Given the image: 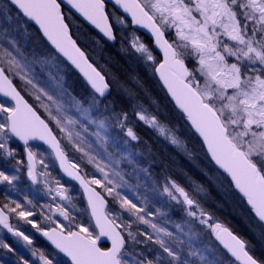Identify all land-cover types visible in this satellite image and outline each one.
Segmentation results:
<instances>
[{"label":"snow or ice","instance_id":"1","mask_svg":"<svg viewBox=\"0 0 264 264\" xmlns=\"http://www.w3.org/2000/svg\"><path fill=\"white\" fill-rule=\"evenodd\" d=\"M108 2L128 14L133 25L150 33L151 45L134 35L131 48L158 75L175 105L202 138L211 159L230 176L235 188L264 222V0ZM62 6L68 7L67 13ZM73 10L108 40L116 39L106 0H0V15L12 19L10 14L14 11L26 24L38 26L55 51L75 65L94 90L88 100L73 98L76 114L71 115L34 75V64H50L55 56L51 60H28L14 40L9 41L10 47L0 45V158L15 160L17 151L11 144L22 142L28 177L33 184H42L54 202L44 206L49 214L40 213L43 223L30 219L35 213L15 200L0 202V225L31 245L32 239L9 222L14 214L46 237L55 251L32 249L39 264H197V258L202 264H212L205 256L207 246L200 247L201 233L193 230L191 222L176 224L174 234L149 219L155 213L148 208L147 199L136 196L144 205L141 207L120 191L126 189L135 195V188L118 166L124 159L130 164L135 162L137 153L131 141H138L139 137L130 125L128 112H116L103 104L101 98L109 85L70 34ZM111 15L117 24L126 26L125 16ZM14 78L23 82L24 90L37 106L21 94L13 84ZM132 111L139 121L156 129L173 145L183 147L177 136L143 105H133ZM115 129L120 132L113 135ZM31 141H43L63 172L79 182L91 210L87 222L77 219L68 189L50 176L48 164L42 154L38 158ZM110 146L118 151H109ZM73 151L81 154L80 163L69 161L68 153ZM22 163L16 160L13 167ZM38 164L42 171L37 170ZM83 164L93 166V178L88 179V173L81 174ZM140 171L148 173L147 168ZM95 173H99V178ZM18 179L17 175L0 170V184L13 185ZM177 193L187 205V216L206 225L237 261L264 264L249 255L245 241L228 228L210 223V215L197 201L166 178L159 194L180 202ZM108 197L118 208L109 207ZM57 198L60 202H56ZM27 203L33 204L32 200ZM156 213L164 215L160 209ZM133 225H137L136 230ZM138 225L147 226L151 233L140 231ZM149 241L158 246L154 259L144 252L137 258L133 254L135 247ZM0 247L12 251L2 242ZM61 253L67 260L60 258ZM21 264L30 261L21 257Z\"/></svg>","mask_w":264,"mask_h":264},{"label":"rangeland","instance_id":"2","mask_svg":"<svg viewBox=\"0 0 264 264\" xmlns=\"http://www.w3.org/2000/svg\"><path fill=\"white\" fill-rule=\"evenodd\" d=\"M3 2H6V0H3ZM112 13H115L116 16L120 15L115 10L110 11V18L116 30L118 44L113 49H110L108 48V44H106L107 41L98 36L95 38L90 37V41L93 48L97 51L95 54V56L98 55L97 58L103 56L105 52L108 57L114 56L118 60L115 65L114 62L111 63L109 61V58L108 61H98L101 63V68L106 72L109 83L112 85V95L103 100V104L116 112H128L130 125L139 137L138 141H131V144L135 146L133 150L137 153L135 162L130 164L127 159H124L121 160L118 166V170L122 172L128 184L135 188V195L126 189H121L120 191L122 194L128 195L129 198L133 199L141 207L144 205L140 200H136V196H140L141 200L147 199L148 208L155 213L149 219L153 223L166 227L174 234L177 233L176 224L183 226L185 221L191 222L193 230L201 233L200 240L202 243L200 247L207 246L208 251L205 253V256L212 264H236L219 247L215 235L206 225H201L198 218L194 219L187 216V205L183 204V197H179L177 193L180 201L177 202L170 200L166 195L159 194L162 192L166 178L175 181L185 189L190 198L197 201L205 213L210 215V223H220L223 226L235 227L242 233L251 250L258 253L259 256H264L263 224L257 221L244 199L240 194L236 193L229 179L214 166L197 135L189 128L188 123L185 122L183 114L176 111L172 101H169L166 91H164L153 71L139 58V54L135 53V50L131 48L130 41L134 35L147 44L148 41L137 30L131 28L130 22L127 19L126 26L117 24L111 15ZM10 15L12 19L0 15V45L10 47L9 41L14 40L28 60L36 59L39 61L42 58L51 60V57L55 56L56 59L50 64L42 66L38 62L33 65L35 78L46 86L53 96L64 103L69 114L75 115L73 98L79 101L88 100L93 94L92 91L47 46L40 33L37 32L31 23L26 24L22 17L16 16L14 11ZM120 63H124L123 68L120 67ZM13 80L26 97L30 99L31 103L37 106V102L24 90L22 86L23 82L19 81L18 78H14ZM26 87L30 88V86ZM61 87L63 94H61ZM138 104L143 105L150 114L157 117L162 125L167 126L182 142L183 147L173 145L170 140L161 136L156 129L145 124L143 121H139L132 111L133 105ZM84 106L86 107L87 105L85 104ZM51 126L55 133L59 135L55 126ZM89 127L91 130L92 126L90 125ZM118 132L120 130L115 129L113 135ZM121 136H123L122 133ZM124 138L127 139V137ZM33 146V150L38 153V158L41 154L43 155L45 163L48 164L47 171L50 173V176L58 179L68 189V195L72 197V203L76 206L74 214L77 219L87 222L90 214L81 190H78L73 182L66 180L62 176L51 151L40 145L34 144ZM109 151L117 152L118 150L110 146ZM80 155V153L74 151L68 153L71 162L75 163H80ZM116 158L119 159V155ZM23 161L19 165L27 169V163L24 159ZM142 168H147L148 173L140 171ZM8 170H10V175H17L19 177L18 180L14 181L18 184V187H21L17 192L18 198L15 201L22 204L26 210L35 213L30 219L43 223V217L40 213L49 214L47 208L44 206L54 203L51 200V196L45 194L42 184L33 187L29 183L30 181L27 182L26 176L21 175V172H18L19 170L17 171V168L9 167ZM42 170V166L38 164V171ZM93 172L94 168L92 165H82L81 173H88V179L93 178ZM95 176L99 178V173H95ZM28 200H32L33 204H28ZM108 200L110 208H118V205L113 204L111 197H108ZM56 202H60L58 198ZM156 209H160L164 215L156 213ZM13 218L22 222L14 214ZM23 222L25 221L23 220ZM18 227L20 228V226ZM138 227L140 231L147 230L151 233V229L145 225H138ZM136 228L137 225H133V230H136ZM19 231L28 235L32 239V244L28 245L19 236L11 242H6V235L0 229V242L12 248V251H9L8 248L0 247V264H18V262L21 264V257L29 260L30 264H39L38 259L32 256V249H40L46 253L54 252L44 243L39 240L37 241L32 231L28 229L26 231L19 229ZM149 248L152 249L151 252L148 251ZM157 250L158 246L152 244L150 241L147 244L137 245L134 251L131 248L129 249V251H133V254L137 258H139L138 254L140 252H144L149 259H154ZM60 258L64 259L62 256ZM197 264H202L198 258Z\"/></svg>","mask_w":264,"mask_h":264},{"label":"water","instance_id":"3","mask_svg":"<svg viewBox=\"0 0 264 264\" xmlns=\"http://www.w3.org/2000/svg\"><path fill=\"white\" fill-rule=\"evenodd\" d=\"M109 5L112 6V7H114V8L117 10V12H118L119 14L125 16L126 19H128V20L131 22V17L128 16V14L123 13V10H122V9H120L118 6H115L113 3L108 2V0H106V11H107V12H108V10H109V8H108ZM64 8H65L66 10H69L67 6H62V10H63V11H64ZM73 14L75 15V17H76L78 20L82 21L86 26H88L89 28L95 30V31H96V32H97V33H98L103 39L109 41L111 44H114V43L117 42L116 39H115L114 41H110V40H108L106 37L103 36L102 33H100V31H99L98 29H96L93 25H91L90 23H88L87 21H85L82 17L79 16V14L75 13L74 10H73ZM109 22H110V23L112 24V26H113V23H112V20L110 19V17H109ZM32 24L35 26V28L37 29L38 33L41 34V36H42L43 40L45 41V43H47L48 46H49V47H50L55 53H57V52L55 51V49L53 48V46L50 44V42L47 41V39L43 36L42 32L38 29V26H36L34 23H32ZM131 27L134 28V29H136V30H138L140 33H142L143 35L147 36L148 38H150V39L152 40L151 35H150V33L147 31V29H143V28H141V27L138 26V25H133L132 23H131ZM113 33H114V35H115V29H114V28H113ZM70 34L72 35L73 39L75 40L74 35H73L71 29H70ZM115 36H116V35H115ZM76 43H77V46L81 49V51H83V52L85 53V55H86V57H87V59H88V62H89L90 64H92V66H93L94 68H96V70L99 71V72L101 73V75L104 76V78H105V82L108 83L107 77L104 75V73L100 71V69L96 66L95 63L91 62V60H90V58H89L87 52H85V51L79 46L78 42H76ZM57 54H58V56H59L61 59H63V61H64L65 63H67V64L70 66V68H71L72 70H74V71H75V72H76V73L82 78L83 81H85L86 84H88V86L90 87V89H91L92 92L94 93V90L91 88V85L88 83L87 78L84 76V74H83L78 68H76L75 65H73L70 61H68L66 57H63V56H62L61 54H59V53H57ZM156 77H157V79L159 80V77H158L157 74H156ZM160 82H161V81H160ZM13 84H14V83H13ZM161 84H162V82H161ZM14 85H15V84H14ZM108 85H109V88H108V91H107L105 97H104V98H101V99H103V100L106 99L107 97H109V96L111 95L112 87H111L110 83H108ZM162 86H163V84H162ZM17 89H18V88H17ZM163 89H164V91H166V93H167V90H166V88H164V86H163ZM21 94H22V93H21ZM167 96H168L169 100L172 101V103L174 104V106H175V108L177 109V111H179V112L182 114V112H181V111L178 109V107L175 105V102L172 100L171 96H170L168 93H167ZM25 98H26V97H25ZM184 117H185V116H184ZM185 121L189 124L191 130L195 132V130L191 127L190 122H188V121L186 120V118H185ZM195 133H196V132H195ZM196 135H197V137L199 138L200 142H202V144H203V146L205 147V150H206V152H207V147H206V145H204L202 138L199 137L198 133H196ZM18 142L21 143V144L23 145L22 142H20V141H18ZM34 143L41 144V145H43V146H46L48 149H50L46 144L43 143V141H31V142H30V144H34ZM50 150H51V149H50ZM207 153H208V152H207ZM208 154H209V153H208ZM53 156H54V155H53ZM209 157H210V159H211V155H210V154H209ZM54 160H56L55 157H54ZM26 161H27V154H26ZM56 161H57V160H56ZM69 161H70V159H69ZM70 162H71V161H70ZM211 162L215 165V167H217V169H218L221 173H223L224 175H226V177L229 178L230 182H231V183L233 184V186H234V189H235L236 193H237V194H240L241 197L245 200V203H246V204L248 205V207L251 209L252 214H254V216L256 217V219L258 220V222H259L260 224H263V225H264V222L260 221L259 218L255 215V212L252 210L251 206L247 203V200H246L245 197H243V194L240 193L239 190L235 188V185H234V183L231 181L230 176H228V174L225 173V172L223 171V169H220L219 166L216 165L215 162H214L212 159H211ZM57 165H58V168H59V170L61 171V173L64 175V177H65L67 180L69 179V180L73 181V182L78 186V188H80V190H82L84 200H85L86 203H87V196L85 195V193H84L83 189L81 188L79 182H78V181H75V180H73V179H71L70 177H68V176L63 172V170H62V169L60 168V166H59V161H57ZM81 174H82V173H81ZM82 175H83V174H82ZM31 182H32V181H31ZM87 206H88V203H87ZM88 211H91L89 207H88ZM9 222L11 223V217L9 218ZM0 226H1L5 231H7L9 234L14 235L12 232H9L7 228L3 227V225H0ZM224 227H226V226H224ZM226 228H228L229 231H231L233 235H235V236H237L239 239L243 240L242 237L238 236V235H237V234H236V233H235L230 227H226ZM34 230H35V229H34ZM35 232H36V230H35ZM36 234H37V235H40V237H42V238L47 242L48 245H51L50 242L47 240L46 237H44L43 235H41V234L38 233V232H36ZM243 241H244V240H243ZM217 243H218L219 247H221V248L224 250V252L229 256V258H232L237 264H241V262H240V261H237L236 258L232 255V253L229 252L228 249L225 248L224 245H223L219 240H217ZM245 250L248 251V246L246 245V242H245ZM248 253H249V251H248ZM61 255H63V254L61 253ZM249 255H251V254L249 253ZM253 258L256 259L255 257H253ZM256 260H257V259H256ZM257 261H258V260H257Z\"/></svg>","mask_w":264,"mask_h":264},{"label":"flooded vegetation","instance_id":"4","mask_svg":"<svg viewBox=\"0 0 264 264\" xmlns=\"http://www.w3.org/2000/svg\"><path fill=\"white\" fill-rule=\"evenodd\" d=\"M14 83H15L16 87H18V85H17V83L15 81H14ZM18 88L20 89V87H18ZM11 146L13 148H15L16 151H17V155L15 157V160H13L11 158H9L8 160H5L4 158H0V170H3V171L6 172V174H9L10 175V172H9L10 170H8L9 167L18 168L19 169L18 172H21V175L26 176L27 182H29L30 180H29V177L27 175V169H25V167L22 168V167H20V165H16L15 167H13V165H15V163H16V160L23 161V159H24L26 161V153L24 151V146L21 143H19L18 141L13 142L11 144ZM26 163H27V161H26ZM37 170H38V165H37ZM29 183H31V185L33 187L38 186V184L34 185V184H32V182H29ZM20 188L21 187H18V184L15 183V182L13 183V185H8L6 183L5 184H0V202H5L6 203L9 200H15L16 198H18V193L17 192H18V190H20ZM12 206L14 207V205H12ZM17 221H19V220L14 219L13 218V215H12L11 216V224L14 226V228H16L18 230L20 229V230H23V231H26L27 229L30 230V231H32L33 232V235H35L37 241L39 240L40 242H42L45 245H47L45 243V241L39 235H36V233L34 232V228L32 226L27 225L25 222H23V220H22V222H20V221L17 222ZM18 226H20V228ZM0 229L6 235L5 236L6 242H11L13 239H17V236L16 235H10V234H8L1 227H0ZM246 244H247V242H246ZM247 246H248V244H247ZM248 251L255 257V253H254V251H251L250 246H248ZM61 256L62 255H60V257ZM11 257H15V256H11ZM18 264H19V262H18Z\"/></svg>","mask_w":264,"mask_h":264},{"label":"trees","instance_id":"5","mask_svg":"<svg viewBox=\"0 0 264 264\" xmlns=\"http://www.w3.org/2000/svg\"><path fill=\"white\" fill-rule=\"evenodd\" d=\"M111 8V10H113L112 7H109ZM67 13V11H66ZM118 14V13H117ZM119 15V14H118ZM70 27H71V31L73 32L74 34V37L76 39V41H78V43L80 44V46L88 53L90 59L92 62H95V64L101 69L102 72H104L101 68V63L98 62V61H108V58H109V61L114 62V65L115 63L118 62V60H116V58L113 57H108V55L104 52V55L103 56H100V58H97V56H95L96 54V50L93 48V45L90 41V37H100L102 38L96 31L94 30H91L89 27H87L85 24H83L82 22H80L79 20H77V18L73 15L72 17V23H70ZM142 37H144L147 41H148V44H152L151 40L147 37H145L144 35L141 34ZM103 39V38H102ZM105 40V39H103ZM89 41V43H88ZM107 41V40H106ZM108 44V48L110 49H113L115 47V45L118 44V42L114 45L110 44L108 41L107 43ZM48 46V45H47ZM159 56V54H158ZM125 63V62H124ZM124 63H120V67H124ZM104 74H106V72H104ZM231 228L241 237L242 236V233L239 232L235 227L231 226ZM244 237V236H242ZM255 253V257H257L261 262H264V256H259L258 253L254 252Z\"/></svg>","mask_w":264,"mask_h":264}]
</instances>
